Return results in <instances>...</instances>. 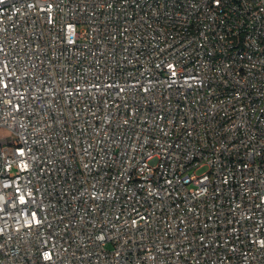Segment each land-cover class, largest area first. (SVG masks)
I'll return each mask as SVG.
<instances>
[{"label": "built area", "instance_id": "built-area-1", "mask_svg": "<svg viewBox=\"0 0 264 264\" xmlns=\"http://www.w3.org/2000/svg\"><path fill=\"white\" fill-rule=\"evenodd\" d=\"M2 128L0 264H264V0H0Z\"/></svg>", "mask_w": 264, "mask_h": 264}, {"label": "rangeland", "instance_id": "rangeland-1", "mask_svg": "<svg viewBox=\"0 0 264 264\" xmlns=\"http://www.w3.org/2000/svg\"><path fill=\"white\" fill-rule=\"evenodd\" d=\"M0 134H1V137H3V141H5V142L11 136V133L5 128H2L0 130ZM206 171H207V168H200L197 172H198L199 175H201V174L205 173Z\"/></svg>", "mask_w": 264, "mask_h": 264}]
</instances>
